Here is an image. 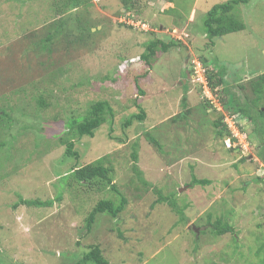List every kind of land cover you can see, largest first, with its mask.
<instances>
[{"label":"rangeland","instance_id":"rangeland-1","mask_svg":"<svg viewBox=\"0 0 264 264\" xmlns=\"http://www.w3.org/2000/svg\"><path fill=\"white\" fill-rule=\"evenodd\" d=\"M231 1L134 0L128 11L119 0L76 8L0 0V264H74L94 246L111 264H264V117L236 119L239 133L222 108L235 93L264 110V95L253 103L264 74V0L236 6L246 29L212 46L203 19ZM158 40L181 45L141 59ZM213 62L226 81L240 79L223 85L233 91L205 89ZM56 68L64 75L52 81ZM53 91L39 111L33 98ZM100 101L114 117L93 138L68 129ZM138 105L146 118L124 128ZM220 116L238 135L231 144L215 125ZM67 136L77 157L66 155ZM104 158L127 205L115 219L97 216L88 232L94 207L118 196L79 183L72 170ZM193 178L210 184L191 186ZM21 198L54 205L30 208ZM217 221L235 232L217 237Z\"/></svg>","mask_w":264,"mask_h":264},{"label":"trees","instance_id":"trees-1","mask_svg":"<svg viewBox=\"0 0 264 264\" xmlns=\"http://www.w3.org/2000/svg\"><path fill=\"white\" fill-rule=\"evenodd\" d=\"M79 0H71L73 7H79L81 4L78 3ZM122 7L125 10H131L132 5L131 3L134 0H119ZM249 0H232L231 2H228L224 5H215L204 17L203 24H202V30L206 37L208 38L209 43L214 46V41L216 39H220L224 36L231 35L233 33L242 32L246 29L245 24L238 20L237 17L234 14V9L236 6L241 4H247ZM181 45V42H176ZM175 42H172L170 44H165L163 41H156L151 43L149 46H147L146 51L147 53H144L141 55V59L145 60L146 62L149 61L150 58L154 57L157 53V50H162L163 52H166L168 48L172 45H176ZM205 63V61H203ZM214 63V62H213ZM43 65L45 68L47 67L44 63ZM191 67L190 64H188V68ZM49 68V66H48ZM53 68V67H52ZM50 67V69H52ZM220 68H223L219 65H216L214 63V68L209 71V74H206V80L208 87L210 90L215 91L216 89L223 87L224 91H233L236 86H230V88H226L223 85L226 83L232 84L234 83L237 85L239 83L240 79H237V77L232 73L231 77H234L233 82L226 81L225 78L222 76L217 75L218 70ZM193 68H190L189 71L193 72ZM225 70V69H224ZM226 71V70H225ZM51 76L52 81H56L59 77L63 76L64 73L61 72L60 69H55L49 74ZM217 75V77H215ZM48 77V76H47ZM63 78V77H62ZM258 83L256 87H254V93L256 94L255 99L253 100V103L256 104V101H259L263 99L264 95V74L260 75L257 80ZM66 87L61 88L59 90V93L63 91ZM140 92V90H138ZM223 91V93H224ZM49 93L48 95L40 94L38 96H35L33 99L38 104L40 110L44 112L47 111L48 107L52 103L53 98L56 96V94ZM143 94V92H141ZM60 97V96H58ZM51 101L50 104H48V101ZM244 100V101H243ZM185 98L183 97V105L185 106ZM140 108V114H133L131 115L125 122L124 128L129 127L133 124L134 121H143L146 118V112L144 109L138 105ZM222 108L226 109L228 112V116L234 118V119H241L246 118L250 121L254 120L252 119L253 115L255 113L259 114V117H264V110L259 109L255 110L253 107L248 105L246 98H241V96L237 94L232 93V98L229 100H226L223 102ZM189 110L186 111V114ZM257 111V112H256ZM6 113V112H5ZM7 114V113H6ZM186 114H179L175 117L171 118L172 120H178L182 116H186ZM109 117H114L113 110L110 108L109 104L105 101L96 102L93 104L88 114L85 117L75 118L71 119L67 123V127L70 131L73 130L76 136L83 137V136H89L91 138L94 137L95 132L104 125ZM222 116V115H221ZM217 120L215 123L216 127L221 128L219 130V135L223 137H231L232 133L229 132L228 127L225 123H223V116ZM4 117V116H2ZM1 117V118H2ZM256 124V122H255ZM234 137V136H233ZM152 142L156 145L158 143L156 140L151 139ZM66 146V155L69 158L77 157L78 154L74 151V142L71 141V139L67 138L65 139ZM137 147V144H135ZM134 163L136 165L137 163V154H133ZM105 158L100 159L96 161L95 163L88 164L86 166H83L81 168H74L72 170L73 175L75 176V179L79 183H83L86 186H97L100 191L106 190L107 188L110 189L112 192L116 193L118 196L116 199L107 198L101 200L92 210V212L89 214V216L86 219L85 227L87 231H91L93 224L96 221V217L99 215H108L111 219L117 218L124 210L127 205V200L124 196L121 195V193L117 190L115 184L113 183V171L110 167L105 166ZM134 171L136 173H139V170L137 168V165L134 167ZM210 181L208 180H198L196 178H193L191 186H204L209 185ZM157 195L160 196V192L156 191ZM160 201H167L169 205H171L172 209L176 210V207L174 204L170 201V199L162 198L160 196ZM20 205L30 207V208H50L54 205L53 201H47L43 202L41 200H25L20 199ZM15 208H17V205H15ZM180 215H183L182 212H177ZM212 232L217 237H224L227 234H233L235 232L233 226L229 225L228 223H222L221 221H217L213 226L211 225ZM72 263V262H71ZM73 264V263H72ZM74 264H111L108 260H106L102 256V251L99 246L91 247V250L87 252L81 259H79Z\"/></svg>","mask_w":264,"mask_h":264},{"label":"clouds","instance_id":"clouds-1","mask_svg":"<svg viewBox=\"0 0 264 264\" xmlns=\"http://www.w3.org/2000/svg\"><path fill=\"white\" fill-rule=\"evenodd\" d=\"M189 64V63H188ZM203 76H205V72L203 73ZM206 78V77H205ZM205 78H204V80H205ZM205 89H208V85H207V83L205 82ZM227 118V117H226ZM232 121H235L236 122V127H237V129H238V131H239V133H240V131L242 132V130L240 129V127L238 126V124H237V121H236V119H232ZM226 122V121H225ZM227 124V126L229 127V129H230V132L232 133V136L231 137H229V140H230V142L232 143V141L234 140V138H237L238 139V137L236 136L237 134H236V132H234L233 130H232V128H231V126L229 125V123H226ZM234 136V137H233Z\"/></svg>","mask_w":264,"mask_h":264},{"label":"built area","instance_id":"built-area-1","mask_svg":"<svg viewBox=\"0 0 264 264\" xmlns=\"http://www.w3.org/2000/svg\"><path fill=\"white\" fill-rule=\"evenodd\" d=\"M229 125H230V123H229ZM236 136L238 137V135H236ZM228 143H230V144H231L230 140H228V141H227V145H228Z\"/></svg>","mask_w":264,"mask_h":264}]
</instances>
